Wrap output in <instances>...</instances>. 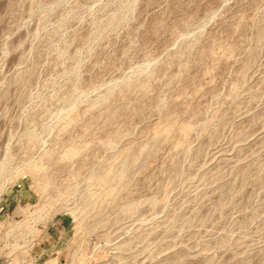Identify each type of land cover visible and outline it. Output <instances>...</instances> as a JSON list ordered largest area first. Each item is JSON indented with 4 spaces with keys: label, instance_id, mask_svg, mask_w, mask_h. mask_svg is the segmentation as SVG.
<instances>
[{
    "label": "rangeland",
    "instance_id": "rangeland-1",
    "mask_svg": "<svg viewBox=\"0 0 264 264\" xmlns=\"http://www.w3.org/2000/svg\"><path fill=\"white\" fill-rule=\"evenodd\" d=\"M0 192L57 264H264V0H0Z\"/></svg>",
    "mask_w": 264,
    "mask_h": 264
},
{
    "label": "built area",
    "instance_id": "built-area-1",
    "mask_svg": "<svg viewBox=\"0 0 264 264\" xmlns=\"http://www.w3.org/2000/svg\"><path fill=\"white\" fill-rule=\"evenodd\" d=\"M22 167L24 173L15 179L13 176L10 177L4 185L5 190L13 189L19 196L25 193V162ZM3 195L4 193L0 192V264H57L60 259L56 254L58 249L55 246L61 241L59 234L52 239L53 261H50V256H46L49 253L44 250L39 253L33 252L35 247L42 244L43 236L40 237L37 231L42 228L46 217L39 210L38 203H25L21 199L8 201L2 198ZM28 215L36 217L27 222ZM68 222L71 223L72 218Z\"/></svg>",
    "mask_w": 264,
    "mask_h": 264
},
{
    "label": "crops",
    "instance_id": "crops-1",
    "mask_svg": "<svg viewBox=\"0 0 264 264\" xmlns=\"http://www.w3.org/2000/svg\"><path fill=\"white\" fill-rule=\"evenodd\" d=\"M68 224V220L66 218H64L63 220L61 219H56L54 222H53V225L55 226V230L57 231V233L60 235V238H61V241L56 244V248H60V246L63 244V240H64V234H63V230L65 229V227L67 226ZM55 236V234H54ZM56 254L58 256V258L60 259V251L58 249V251H56ZM47 257H49L50 255L49 254H46ZM44 258V257H43ZM44 260H46L44 258ZM49 260V258L47 259V261ZM45 261V262H47Z\"/></svg>",
    "mask_w": 264,
    "mask_h": 264
}]
</instances>
